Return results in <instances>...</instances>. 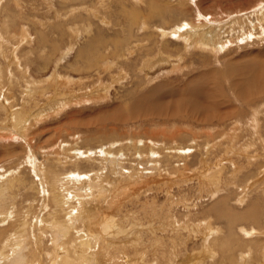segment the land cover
Masks as SVG:
<instances>
[{
  "label": "rangeland",
  "instance_id": "rangeland-1",
  "mask_svg": "<svg viewBox=\"0 0 264 264\" xmlns=\"http://www.w3.org/2000/svg\"><path fill=\"white\" fill-rule=\"evenodd\" d=\"M158 1L173 7L178 2ZM182 1H188L182 6L190 11L186 17L197 7L217 17L212 42L223 48L201 49L205 40L191 36L187 48L198 45L187 50L183 41L167 36L178 32L181 22L170 23L163 32L169 37L163 55L171 54L173 63L159 75V69L148 74L142 68L157 49L144 56L140 46L137 52L130 48L126 57L112 58L113 64L100 69H88L76 59L88 42L93 41L89 56L101 53L99 46H117L116 55H121L129 42L142 39L144 29L137 32V26L149 13L143 2L0 0V183L14 181L17 190L8 210L0 209V229L15 233L19 222L27 220L28 244L37 252L24 261L13 240L0 264H50L53 259L81 264L78 256L95 257V264H192L205 257L208 244L223 255L222 243L230 235L240 242L229 252L237 264H250L253 255L264 264V81L248 105L242 98L237 101L242 80L257 67L264 75V0ZM244 18L252 31L237 25ZM145 43L143 49L150 47ZM178 64L180 71L173 72ZM132 65L139 68L137 76ZM188 80L192 89L198 87L199 102L215 106L208 122L200 114L188 117L187 104L183 117H171L174 104L188 95ZM145 99L149 104H143ZM141 100L146 111L138 106ZM48 169L58 172L57 202L63 203L57 207L50 200ZM56 210V218L72 226L68 233L75 251L68 254L75 253L74 263L64 262L67 252L54 243ZM106 226L115 227L107 232ZM89 233L100 236L91 249L82 247L80 239ZM211 263L219 264L217 259Z\"/></svg>",
  "mask_w": 264,
  "mask_h": 264
},
{
  "label": "bare ground",
  "instance_id": "bare-ground-1",
  "mask_svg": "<svg viewBox=\"0 0 264 264\" xmlns=\"http://www.w3.org/2000/svg\"><path fill=\"white\" fill-rule=\"evenodd\" d=\"M72 1H74V0H72ZM137 4H141V2H143L144 4H146V6L148 7V9H149V13L147 14V15H145V16H143V18H142V22H141V13H140V11H138L137 10V12H136V14L135 15H137V16H139V19H140V21H138V22H141V23H137L138 24V26H137V29H138V31L137 32H139V31H141L142 29L141 28H143L144 29V33H143V36H142V39H140V40H138L137 39V41L136 42H129L128 43V45H127V47L128 48H124L125 50L123 51V54H121V55H116V53L117 52H119V51H117V46H114V48L113 49H110V47L109 46H103V47H101V46H99L98 48H100V49H103L102 50V52L101 53H98V54H94L95 55V57H93L94 55H92V56H89V55H91L90 54V52H92V50H91V47L93 46V45H91L92 44V42H88V45H85L83 48H81L80 50L78 49V52H77V56H76V59H80V60H82L83 62H85L88 66H86L85 67V64H84V68L86 69L87 67H88V69H92L93 67H95L96 69H100V68H97V66H100V65H103V64H105V65H110V64H113V61H112V58H116V60H118L119 61V59L120 58H123V57H126L125 56V53H127V51L130 49V48H135L134 50L136 51L137 49V47L138 46H140L139 47V49H138V51L139 50H143L144 51V56H146V55H152V54H154L152 51H149V49H151V50H154V49H157V55H156V53H155V55L152 57V56H150V57H152V58H148V57H146V59H144V61H143V70L144 71H146L148 74L152 71V70H154V69H159L160 70V72H159V75L160 74H162V73H164V71H166V70H168L169 69V67H168V69H165L167 66L166 65H168V64H170V65H172V63H173V61L171 62V54L170 55H163L164 53H165V51L168 49V45H169V43H167L169 40H168V38H166V35L164 34L165 32L164 31H168L169 29H170V27H169V24L170 23H173V22H176V23H178L179 21L181 22V25H179V28H178V32L176 31H173L172 33H168L167 34V36H172L175 40H181V41H183L184 42V46H185V48L187 49V50H189L190 48H193V46H197V45H191L190 44V46L187 48V44L188 43H191L192 41H191V36L193 37V38H199V39H201V38H203L204 40H205V42L203 43L204 45H198L201 49H202V47L205 49V48H208V47H213V46H218V44L216 43V42H212V41H215V39H213L214 38V36H215V34L217 33V31H216V28L214 29V31L211 29V27H213L215 24H216V20H217V17L215 18L214 16H206V15H203V12L197 7V11L195 10L194 11V13H193V15H192V17H193V19H192V17L190 16V17H186L187 15V13L188 12H190L189 10H188V8H182V6H187L188 5V1H182V0H178V2H177V4H175V6L176 7H173L174 5H172V4H169V3H165L164 1H161V2H164L163 4L162 3H160L158 0H153V1H147V0H134ZM76 2V1H75ZM122 5H124V3H123V1H119ZM118 2V3H119ZM160 3V4H159ZM200 3V2H199ZM120 4V5H121ZM198 4V3H197ZM197 4L195 5H193V6H197ZM202 3H200V6H201V9H202V5H201ZM181 8H180V7ZM126 7V6H125ZM138 8V7H137ZM135 9V8H134ZM193 9V8H192ZM73 10V9H72ZM136 10V9H135ZM126 11V10H125ZM122 13V12H121ZM124 13V12H123ZM205 14V13H204ZM74 15V14H73ZM80 15V14H79ZM78 15V16H79ZM119 16V15H118ZM80 17H82V16H80ZM131 17V16H130ZM183 17V18H182ZM126 18V17H125ZM133 18V17H132ZM154 18H158L159 19V24H152L151 22H150V20H152V19H154ZM74 19V18H73ZM78 19H79V17H78ZM81 19V18H80ZM89 19V18H88ZM131 19V18H130ZM138 19V20H139ZM72 20V19H71ZM82 20V19H81ZM132 20V19H131ZM75 21V20H74ZM82 22V21H81ZM9 23V22H8ZM80 23V22H79ZM120 23V22H119ZM236 23H237V25L239 26V28H241V27H245V28H247V30L248 31H252V28L250 29V25H251V22H249V19L247 18V20L245 21V18H244V20H243V22H242V20H239V21H236ZM243 23H244V25H243ZM250 23V25H247V24H249ZM217 24H218V22H217ZM235 24V23H234ZM5 25V24H4ZM69 25V24H68ZM9 26V25H8ZM65 26V25H64ZM117 26V25H116ZM6 27V26H5ZM10 27V26H9ZM189 27H192L193 29L192 30H188L186 33H184L185 31H186V28H189ZM261 27H263L264 28V23H261L260 24V28ZM12 28V27H11ZM11 28L9 29V30H11ZM135 28V27H134ZM152 28H155V30H157L156 31V33H155V31H153V32H151V34L150 33H148V31L149 30H151ZM262 28V30H264ZM126 29V28H125ZM132 30V29H131ZM159 30V31H158ZM161 30V31H160ZM207 30H208V32H207ZM243 30V29H242ZM134 31V30H133ZM206 33H205V32ZM210 31H212V32H210ZM9 32V31H8ZM164 32V33H163ZM189 32H192L193 34L191 35ZM264 32V31H263ZM262 32V33H263ZM64 33V32H63ZM99 33V32H98ZM157 33H159V35H157ZM9 34V33H8ZM186 34V35H185ZM135 35V34H134ZM185 35V36H184ZM92 36V35H91ZM95 36H97V35H95ZM252 36V33H249L248 34V37H251ZM99 37H100V35H99ZM215 37H217V36H215ZM92 38V37H91ZM96 38H98V37H96ZM133 39V38H132ZM217 39H219V38H217ZM93 40V39H92ZM117 40V39H116ZM129 40H131V39H129ZM146 40V41H145ZM185 40V41H184ZM88 41V40H87ZM131 41H133V40H131ZM42 42V41H41ZM145 42H148V44H150V47H148V46H146V48L145 49H143L141 46H144L143 44L145 43ZM43 44V43H42ZM110 44V43H109ZM112 44V43H111ZM146 44V43H145ZM147 44V45H148ZM168 44V45H167ZM96 47H97V45L96 44H94ZM119 45V44H118ZM136 46V47H135ZM219 47V46H218ZM220 47L221 48H223V46L222 45H220ZM219 47V48H220ZM95 48V47H94ZM108 48H109V51L110 52H106V51H108ZM215 48V47H214ZM213 48V49H214ZM177 49V48H176ZM181 49V48H180ZM197 49V48H196ZM94 50V49H93ZM96 50V49H95ZM113 50V51H112ZM173 50V49H172ZM208 50V49H207ZM223 50V49H222ZM121 51V52H122ZM149 51V52H148ZM185 51V50H184ZM137 52V51H136ZM135 52V53H136ZM139 52H141V51H139ZM147 52V53H146ZM150 52H152V53H150ZM211 52V51H210ZM209 52V53H210ZM135 53H133V54H135ZM172 53H174L173 51H172ZM176 53V52H175ZM189 53V52H188ZM118 54H120V53H118ZM165 54H167V53H165ZM172 55H175V54H172ZM182 55V54H181ZM177 56V55H176ZM183 56V55H182ZM91 57H93L94 59H91ZM178 58V62L179 63H181L180 61L181 60H183V58L181 57V56H178L177 57ZM45 62V61H44ZM176 64V63H175ZM163 66V67H162ZM166 66V67H165ZM172 67V66H171ZM108 68V67H107ZM44 69H46V68H44ZM132 69L133 70H135L134 71V73H136V76L138 75V73H137V70H138V72H140L139 71V68H138V66L137 65H132ZM172 70H173V72H179L180 70L179 69H181V66L178 64V65H175V66H173V68H171ZM254 69H255V67H254ZM259 69H261V68H259ZM258 69V67L253 71V72H251V75H250V77L248 78V79H246V80H242L241 82H242V84H243V87H240V88H238L239 90H241V92H240V94H238L240 97H237L238 99H237V101L240 99V98H242L241 99V101H243V102H245V104H249L250 103V101H252V99L256 96V95H258V93L260 92V88H261V83L264 81V75H263V73H262V71H257L256 72V70H259ZM263 69V68H262ZM78 70V69H77ZM101 70H102V67H101ZM101 70H99L98 72L100 73V71ZM162 70H164V71H162ZM244 70H245V68H244ZM249 70V69H248ZM235 71V70H234ZM97 72V73H98ZM169 72V71H168ZM248 72V71H247ZM259 72H261V75H256V74H254V73H259ZM19 73V72H18ZM56 73V72H55ZM172 73V72H171ZM231 75L233 74V73H230ZM260 74V73H259ZM54 76V75H53ZM52 76V77H53ZM155 76H156V74H154L152 77H154L155 78ZM139 77V76H138ZM56 78V77H55ZM195 78V77H194ZM243 78H245V77H243ZM190 79H193V78H190ZM142 81H144V80H142ZM189 81V80H188ZM191 81V80H190ZM189 81V84H187V86H186V93L188 94V95H186V97L187 96H189V95H191V96H195L194 98H192L191 100H188L190 103H188V101H186L187 99H186V97H185V99L184 98H182V100L180 99L179 101L181 102V103H175L174 105H177V108L174 110V111H176V112H174V113H170L171 114V117H179V116H182L183 117V115L184 114H181V113H185V112H187V111H185V112H183V111H181V109L184 107V104H187V106H189V108H187V109H189L188 110V113H187V116L188 117H195L196 115H201V116H203V117H206L205 119H204V121H209L210 119H211V116H213V115H211V113H213V111L215 110L214 109V107L215 106H213V105H203L201 102H199V97H200V95H199V89H198V87L196 88V89H192V84H191V82ZM234 81V80H233ZM235 81H238V80H235ZM31 82V81H30ZM241 82H239L238 81V83H241ZM141 83H145V82H141ZM234 83V82H233ZM235 83H237V82H235ZM140 84V83H139ZM138 84V85H139ZM142 84V85H143ZM37 85V84H36ZM141 85V84H140ZM222 85V84H221ZM234 85V84H233ZM236 85H238V84H236ZM166 87H169V85H167ZM230 87H232V86H230ZM165 88V87H164ZM171 91H172V88H171ZM176 91H178V90H176ZM183 91V90H182ZM34 92V91H33ZM163 92V91H162ZM179 92V91H178ZM236 92H237V89H236ZM159 93V92H158ZM176 93V92H175ZM156 94V93H155ZM171 94V93H170ZM173 94V93H172ZM172 94L171 95H168V96H170V98H171V96H172ZM177 94H180V92L179 93H177ZM147 95V94H146ZM157 95V94H156ZM162 95V94H161ZM165 95V94H164ZM181 95V94H180ZM236 95V94H235ZM234 95V96H235ZM243 95V96H242ZM148 96V95H147ZM160 96V95H159ZM166 97V96H165ZM164 97V98H165ZM178 97V96H177ZM163 98V97H162ZM236 98V97H235ZM167 99H169V98H167ZM146 100V102H144ZM144 101L143 100H141L139 103H138V106L139 107H141L140 108V110L141 109H144V107H142V105L143 104H145V103H148V100L147 99H145ZM235 101H236V99H234ZM150 101V100H149ZM184 101V102H183ZM186 101V102H185ZM144 102V103H143ZM152 102V101H151ZM167 102V101H166ZM143 103V104H142ZM162 103V102H161ZM149 104V103H148ZM173 104V103H172ZM134 105H135V103H134ZM148 106V105H147ZM173 106V105H172ZM187 106H185V107H187ZM160 107H164V106H160ZM167 107V106H166ZM138 108V107H137ZM148 109L150 108V107H147ZM136 109V108H135ZM169 109V108H168ZM139 110V109H138ZM139 110V111H140ZM142 111H146V109H144V110H142ZM181 111V112H180ZM151 112V113H150ZM150 112H146L147 114L148 113H150V114H152V112L154 113V111H150ZM156 112V111H155ZM168 112V111H167ZM20 113V112H19ZM135 113V112H134ZM145 114V113H144ZM158 114V113H157ZM160 114H161V112H160ZM186 114V113H185ZM218 115V114H217ZM18 116V115H17ZM134 116V115H133ZM15 117H16V115H15ZM150 117V116H149ZM160 117V116H159ZM216 117V116H215ZM135 118V117H134ZM140 118V117H139ZM163 118V117H162ZM224 118V117H223ZM255 118V117H254ZM16 120H19V117L16 119ZM19 122V121H18ZM21 122V121H20ZM19 122V123H20ZM3 140V139H2ZM119 144V143H118ZM116 148V147H115ZM34 156V155H33ZM73 160V159H72ZM40 163V162H39ZM42 164V163H41ZM38 168H40V167H38ZM40 170V169H39ZM34 172H36L35 170H34ZM40 172V171H39ZM47 176L48 177H46V178H48V185H50V200H51V202H52V204L53 205H56L55 207H57V206H59V203L61 202H57V201H59V199H60V197H59V192H58V189L60 188L59 186L57 187V178H58V172L56 171V170H54V169H48L47 170ZM215 173V172H214ZM37 176V175H36ZM211 177V176H210ZM41 180V179H40ZM44 180V179H43ZM13 182L14 181H11V180H9V182H5V184H3V183H0V209L2 210L1 212L2 213H5V211H7L8 210V205H9V203H10V201L13 199V197H14V195H15V193H16V191H15V188H14V186H16V185H14L13 186ZM60 182V181H59ZM220 182V181H219ZM65 183V182H64ZM15 184H17V182L15 183ZM31 189H36V187H34L35 186V183L34 182H32L31 183ZM48 185H47V187H48ZM63 185V184H62ZM65 185L67 186L68 185V183H65ZM68 187H70L69 185H68ZM74 187V186H73ZM101 188V187H100ZM49 190V189H48ZM60 190V189H59ZM70 190H72V189H70ZM69 190V191H70ZM38 192H39V190H38ZM63 192H65L64 190H63ZM62 191H61V193H63ZM71 192V191H70ZM60 193V194H61ZM67 193V192H66ZM73 193V192H72ZM65 194V193H64ZM61 196H62V194H61ZM48 197V196H47ZM64 197H66L65 195H64ZM67 197H69L68 196V194H67ZM68 199V198H67ZM76 199V198H75ZM69 200H70V198H69ZM61 203H63V202H61ZM80 206V205H79ZM69 208V207H68ZM67 209V208H66ZM71 209V208H70ZM17 210H19V211H21L20 209H17ZM42 210H44V209H42ZM253 211V209L252 208H250L249 209V212H252ZM71 212H73V211H71ZM57 213H58V210H56V212H55V215L54 216H52V218L51 219H53L52 221H51V223H52V226L53 227H56V229H57V231H56V234H55V237H57V239H56V242H54L56 245H59L60 247V249H58V247H57V249H58V251H62V250H65L66 252H67V254H68V251H70V252H72L71 251V249L73 250V251H75V248L74 247H71V242H72V240L71 239H74L72 236L73 235H71L70 233H68V231H69V229H70V226L68 225L69 223H66V222H64V220L62 221L61 219H57L56 218V215H57ZM62 213V212H61ZM61 213H59V214H61ZM70 213V212H69ZM1 214V213H0ZM47 215V214H46ZM105 215V214H104ZM246 215V213L245 214H243L242 215V217H244ZM59 216V215H58ZM63 216V215H62ZM62 216H60L61 218H63ZM107 216V215H106ZM74 217V216H73ZM251 218H253V215H251L250 216ZM250 217H247V218H245V219H249ZM69 218V217H68ZM235 218H238V216H236V217H234V219ZM106 219H107V217H106ZM105 219V220H106ZM78 220V219H77ZM109 220H110V218H109ZM81 221H83L82 219H81ZM111 221V220H110ZM48 222H49V220L48 219H46L45 221H43V224H45L44 225V227H45V229L47 230V228H48V226H47V224H48ZM77 222V221H76ZM71 223V222H70ZM78 223V222H77ZM19 226H20V229L19 230H17L15 233H11V234H9L6 230H3V229H0V257H2V258H4L5 257V255H6V253H7V251H8V248H10L9 247V245L8 244H10L13 240V244H19L20 245V250L19 251H22L21 252V254H20V257L21 258H23V257H25V260L24 261H30L29 259H28V257H33L34 258V256L35 255H37V252L35 251V249H33V248H30V246H29V244H28V240L30 239V237L28 236V233H29V231H28V229H29V222L27 223V220H22V224H21V222H19ZM81 224V223H80ZM85 225H87V224H85ZM12 226H14V225H12ZM43 226V225H42ZM74 226V225H73ZM104 226V225H103ZM50 227V226H49ZM72 227V226H71ZM75 227V226H74ZM111 227H113V226H111ZM110 227V228H111ZM115 227V226H114ZM113 227V228H114ZM88 228V227H87ZM105 228H107L106 230H105ZM104 228V230L105 231H107L108 232V230L110 229V228H108V226H106ZM102 229V228H101ZM95 230V229H94ZM88 231V230H87ZM71 232V231H70ZM95 233V232H94ZM230 233V232H229ZM66 235H67V238H66ZM208 235V234H207ZM234 235V234H233ZM64 237V241L60 238V237ZM100 236L99 235H95V234H93V233H89L88 235H86V236H82V237H80V239H81V245H82V247H84V248H88L89 249V247H90V249L91 248H94L95 246L94 245H96V242H95V240H97L98 238H99ZM79 239V238H78ZM103 239V238H102ZM61 240H62V242H61ZM228 242H226V241H224L222 244H223V246L221 247L222 248V250H225L226 252H224V251H221V252H223L224 254V256L223 255H221V253H220V251H218V249H217V251L215 250V249H212V248H214L212 245H209L208 244V246L206 247H204V254H205V257H203L202 259L200 258V260L198 259V261H196L195 259H193V260H195L194 261V263H192V264H208L209 263V261L210 260H218V263L219 264H223L225 261L224 260H227V259H229V263L230 264H237V262H236V260H235V258H233L232 256H230V253L229 252H231V251H234L233 249L236 247V246H239L240 245V242L238 243L237 242V239H235L233 236H231L230 235V237H228V240H227ZM25 243V244H24ZM33 245V244H32ZM31 245V246H32ZM250 245H252V243L250 242ZM35 246V245H34ZM246 246H247V244H246ZM249 246V245H248ZM79 247H80V245H79ZM233 247V248H232ZM16 248V247H15ZM18 248H19V246H18ZM17 248V249H18ZM232 248V249H231ZM251 248V247H250ZM57 249H56V251H57ZM236 250H238V249H236ZM240 250V249H239ZM16 251H18V250H16ZM27 251V257H26V255H25V252ZM57 251V252H58ZM15 252V251H14ZM14 252H12V253H14ZM83 252V251H82ZM85 252V251H84ZM11 253V252H10ZM9 253V254H10ZM86 253V252H85ZM227 253V254H226ZM60 254V253H59ZM73 254H75V253H73ZM73 254H68V256L65 254V259H64V262L66 261H68V263L69 262H71V263H74V258H75V256H73ZM254 254L256 255V253H255V251H254ZM57 255V254H56ZM88 255V254H87ZM94 255H96V254H94ZM52 256H54V255H52ZM60 256V255H59ZM63 256H64V254H63ZM91 256V255H90ZM89 256V257H90ZM250 256H251V254H250ZM11 257V256H10ZM18 256H16V258H17ZM69 259H68V258ZM77 257V256H76ZM6 258V257H5ZM8 258V257H7ZM12 258V257H11ZM50 258V257H49ZM58 258V257H57ZM61 258V257H60ZM93 258H95V257H93ZM91 259V258H88V257H84V256H78V260L79 261H77V258H76V262H80L81 264H86L85 263V261H88V264H95V260L94 259ZM255 258V260L257 261V264H261L262 263V259H258V257H257V255L256 256H254L253 255V258H251V263L250 264H253V259ZM1 259V258H0ZM24 259V258H23ZM6 260V259H5ZM54 261L52 262V263H50V264H61L62 262H59V260L57 261L56 259H53ZM8 261V260H7ZM114 261H115V259H114ZM133 261V260H132ZM5 262V261H4ZM109 262V261H108ZM187 262V261H186ZM192 262V261H191ZM1 263V262H0ZM16 263V262H15ZM117 263V262H116ZM226 263V262H225ZM249 263V262H248ZM4 264H7V263H4ZM9 264V263H8ZM12 264V263H11ZM17 264V263H16ZM44 264V263H43ZM212 264V263H211Z\"/></svg>",
  "mask_w": 264,
  "mask_h": 264
}]
</instances>
